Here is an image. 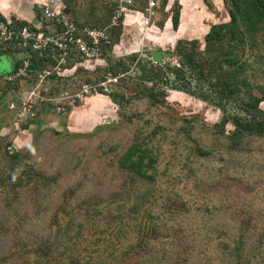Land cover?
<instances>
[{
    "label": "rangeland",
    "instance_id": "1",
    "mask_svg": "<svg viewBox=\"0 0 264 264\" xmlns=\"http://www.w3.org/2000/svg\"><path fill=\"white\" fill-rule=\"evenodd\" d=\"M62 2L77 22L101 26L116 0ZM209 2L168 0L163 6L160 0L149 23L143 6L144 13L130 12L143 17L133 19L142 28L130 23L145 42L134 61L121 45L101 63L93 61L98 72L80 66L75 75L41 84L30 73L14 82L0 78V264H48L38 250L51 242L56 258L50 264H264V135L246 136L236 148L229 137L234 125H218L219 105L170 85L164 101L154 102L146 90L152 81H141L136 66L141 59L147 67H179L173 51L179 39H197L204 49L211 26L230 20L229 3ZM176 9L182 10L180 26L174 30L169 21L164 30ZM158 30L168 36L162 45ZM257 39L240 55L248 62L243 76L259 93L264 31ZM155 50L162 51L160 61ZM122 56L130 70L119 73V83H107L108 92L94 82L92 92L83 90L85 78L99 80ZM0 59L1 72L14 69L4 54ZM167 76L180 82L174 73ZM115 93L122 102L113 100ZM30 96H36L32 110L19 115ZM11 101L17 110L8 108ZM240 104L227 108L245 114ZM259 107L264 110V101ZM136 142L156 158L148 177L119 166Z\"/></svg>",
    "mask_w": 264,
    "mask_h": 264
},
{
    "label": "trees",
    "instance_id": "2",
    "mask_svg": "<svg viewBox=\"0 0 264 264\" xmlns=\"http://www.w3.org/2000/svg\"><path fill=\"white\" fill-rule=\"evenodd\" d=\"M204 1L211 5L209 0ZM167 2L168 0H162V5L165 6ZM225 2L229 3L230 20L211 26L205 35L206 47L204 49H200L197 39H179L177 41L173 51L179 56V67H172L169 64H152L147 67V64H141V59L136 61V66L142 70L141 81H152V86L147 87L146 90L149 91V96L154 102L164 101V92L170 85L172 89L184 91L219 105L224 115L218 125L223 128L227 123L234 125L233 130L229 132V137L237 148L246 136L264 135V110L259 107L260 103L264 101V86L257 87L259 93L254 91V86L243 76L246 73L248 62L242 60L240 55L242 46L244 44L256 45L258 43L257 36L264 31V0H225ZM142 3V8H146L145 2ZM141 11L143 12V10ZM171 17L173 29L176 30L180 25L181 10L176 9ZM13 20L15 24H27L26 21L15 18ZM79 24L83 25L84 23ZM122 26L116 28L113 43L108 45L107 53L110 54L113 46L120 41L123 32ZM131 54L132 61H134L138 57V52ZM31 60L32 67L29 70L31 74H36L46 67L49 61L44 56L37 54ZM19 66L20 63H16L14 69L8 73L0 71V78L15 72ZM105 67L104 74L99 80L87 77L84 83L92 84L94 82L97 84L98 81L104 79L108 72L113 71L118 75L120 72L127 73L130 70V64L125 61L123 56L117 58L111 66ZM99 70L101 69L98 64H95L92 71L98 72ZM167 73H174L180 82L174 84L170 82ZM192 79L197 80V86H194ZM98 90L103 92V87L98 86ZM122 98L124 99L123 95L113 94L114 101L119 99L122 102ZM228 100L231 102L241 101L239 107L245 114L237 111L230 112L227 105L231 102ZM198 151L203 154L209 153L201 147L198 148ZM6 153L13 158L16 157V154H12L8 149H6ZM155 161L156 158L150 156L148 150L136 142L132 143L120 156L119 166L135 172L139 176L148 177L147 171L154 166ZM150 177L153 178V176ZM38 252L42 263L50 264L56 258V245L52 242L51 244L47 243V246L39 248Z\"/></svg>",
    "mask_w": 264,
    "mask_h": 264
},
{
    "label": "built area",
    "instance_id": "3",
    "mask_svg": "<svg viewBox=\"0 0 264 264\" xmlns=\"http://www.w3.org/2000/svg\"><path fill=\"white\" fill-rule=\"evenodd\" d=\"M145 2L146 10L151 14L145 16L147 23L160 0H116L111 9L109 22L105 25H80L75 19L59 8L58 0H47L40 5L36 15V22L15 24L13 19L5 18L0 10V53H11L13 61L20 63L18 69L4 75L7 82H14L24 75H29L32 67L31 58L35 54L44 56L49 61L46 67L35 74L40 84L45 79L62 78L75 75L80 66L95 67L93 61H102L108 54L107 47L113 43V35L117 27L124 24L130 12L144 13L139 9ZM116 46V44L114 45ZM113 46V47H114ZM31 74V73H30ZM121 74L108 72L104 79L96 85L109 91L107 83L116 84ZM93 84L83 83V90L92 92ZM36 92L33 91L32 95ZM38 96H41L38 90ZM78 96H82L81 93ZM30 96L24 100L20 108L16 109L15 102H9L10 110H17L19 115L24 110L31 111L33 99Z\"/></svg>",
    "mask_w": 264,
    "mask_h": 264
},
{
    "label": "crops",
    "instance_id": "4",
    "mask_svg": "<svg viewBox=\"0 0 264 264\" xmlns=\"http://www.w3.org/2000/svg\"><path fill=\"white\" fill-rule=\"evenodd\" d=\"M46 1L47 0H0V10H1V12L5 18H8V19H14L15 18V19H18L20 21H26L27 23H34V22H36V15H37L38 8L40 7L41 4H43ZM58 5H59V8L62 10V12L65 13L62 9V6H63L62 0H58ZM192 7H195V5ZM182 8L184 9V7H182ZM192 10H193V8H192ZM138 15L139 14H137V15L128 14L127 18L124 19V31L122 32V35L120 38V43L116 44V47L123 45L124 49L126 51V54L127 53H134L136 51L138 52L139 50H141V48L145 47V42L140 41L138 36H136L135 33H133L134 28H132V27L130 28V26H131L130 23L133 22L134 18L138 19L139 16H140V18H143V17H141V15H139V16ZM181 15H182V10H181ZM139 21H141V20L139 19ZM169 21H170L171 27L173 29L172 17L170 15L165 22L164 30H166V26H167V23ZM180 21H181V17H180ZM133 24L140 25L137 23V21L133 22ZM181 24H182V22H181ZM127 26H129V28ZM144 27L145 26H143V28ZM153 27H155L156 29L157 28L160 29V27H158L156 24H154ZM140 28H142L141 25H140ZM155 28H154V30H155ZM128 33H129V35H128ZM157 34L162 35V31L161 32L159 31V33L157 32ZM150 37H152V36H150ZM126 38L129 40H127ZM149 39H151V41H153V43H158L155 40H153L152 38H149ZM156 39H159L160 43H161L160 45H162V43H164L165 40L168 39V36H166V37H165V35L156 36ZM116 47H115V51H116ZM2 54H4L5 57L9 58V60L11 62L15 63L13 61V57H12L11 53H2ZM2 54L0 53V56ZM97 62H98V64L101 63V61H97ZM96 65H97V63H96ZM86 122H87V120H86Z\"/></svg>",
    "mask_w": 264,
    "mask_h": 264
},
{
    "label": "water",
    "instance_id": "5",
    "mask_svg": "<svg viewBox=\"0 0 264 264\" xmlns=\"http://www.w3.org/2000/svg\"><path fill=\"white\" fill-rule=\"evenodd\" d=\"M152 54H153L154 59H157L158 61L161 60V54H162L161 50H155L152 52ZM0 62H1V59H0Z\"/></svg>",
    "mask_w": 264,
    "mask_h": 264
},
{
    "label": "clouds",
    "instance_id": "6",
    "mask_svg": "<svg viewBox=\"0 0 264 264\" xmlns=\"http://www.w3.org/2000/svg\"><path fill=\"white\" fill-rule=\"evenodd\" d=\"M3 15V14H2ZM4 78V77H3Z\"/></svg>",
    "mask_w": 264,
    "mask_h": 264
}]
</instances>
